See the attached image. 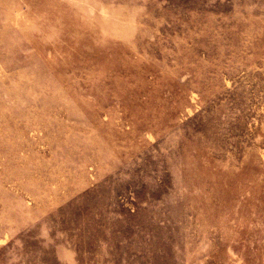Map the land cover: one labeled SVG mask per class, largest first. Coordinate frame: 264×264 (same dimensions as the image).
Wrapping results in <instances>:
<instances>
[{
	"label": "rangeland",
	"instance_id": "obj_1",
	"mask_svg": "<svg viewBox=\"0 0 264 264\" xmlns=\"http://www.w3.org/2000/svg\"><path fill=\"white\" fill-rule=\"evenodd\" d=\"M0 264H264V0H0Z\"/></svg>",
	"mask_w": 264,
	"mask_h": 264
}]
</instances>
